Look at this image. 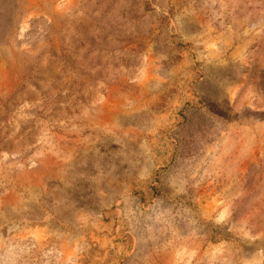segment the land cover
<instances>
[{
	"label": "rangeland",
	"instance_id": "rangeland-1",
	"mask_svg": "<svg viewBox=\"0 0 264 264\" xmlns=\"http://www.w3.org/2000/svg\"><path fill=\"white\" fill-rule=\"evenodd\" d=\"M0 264H264V0H0Z\"/></svg>",
	"mask_w": 264,
	"mask_h": 264
}]
</instances>
